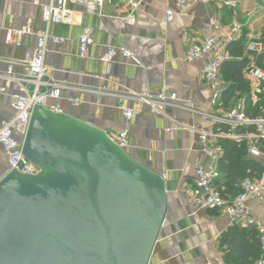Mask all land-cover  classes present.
<instances>
[{
  "label": "crops",
  "instance_id": "crops-1",
  "mask_svg": "<svg viewBox=\"0 0 264 264\" xmlns=\"http://www.w3.org/2000/svg\"><path fill=\"white\" fill-rule=\"evenodd\" d=\"M50 1L0 0V90L5 89V93L0 91V124L15 114L14 100L26 96L22 91L25 86L15 79L27 75L35 34L44 27L42 6ZM220 1L198 0L179 10L175 0H145L130 12L123 4L98 7L93 2L79 5L66 0L63 20L49 27L50 36L61 42L47 43V78L67 88L59 99H48L45 106L108 135L127 130L126 152L165 181L166 210L147 264H255L254 256L259 255L255 228L188 203L195 165L209 162L201 151L199 135L217 130L208 116L228 109L246 113L241 98L231 108L214 110L209 103L211 90L202 78L206 58L185 60L190 47L201 41L211 18L227 27L234 20L245 21L247 12L259 5V0H230L237 4L233 10L221 6ZM255 14L243 31L244 45L247 37L264 39V12ZM85 27L93 29V44L81 58L78 37ZM25 29L28 33L18 39L16 32ZM108 48H123L132 55L125 59L117 54L111 63L101 62ZM255 64L250 59L243 73L253 106L259 98H254L255 83L248 68ZM158 94H175L176 105L161 110L146 102ZM70 100L81 104L74 106ZM123 109L132 110L129 121L123 117ZM220 134L218 139L233 137ZM258 158L264 163L263 155ZM7 172V159L0 147V179ZM247 206L250 215L264 225V197L250 199Z\"/></svg>",
  "mask_w": 264,
  "mask_h": 264
},
{
  "label": "water",
  "instance_id": "water-1",
  "mask_svg": "<svg viewBox=\"0 0 264 264\" xmlns=\"http://www.w3.org/2000/svg\"><path fill=\"white\" fill-rule=\"evenodd\" d=\"M22 153L36 175L0 179V264H147L166 210L165 181L108 134L44 106Z\"/></svg>",
  "mask_w": 264,
  "mask_h": 264
},
{
  "label": "built area",
  "instance_id": "built-area-1",
  "mask_svg": "<svg viewBox=\"0 0 264 264\" xmlns=\"http://www.w3.org/2000/svg\"><path fill=\"white\" fill-rule=\"evenodd\" d=\"M79 5L87 2H93L98 7H102L105 3L123 4L130 12L137 10L145 0H75ZM179 10H185L198 0H175ZM66 0H51L48 4L42 6L41 22L43 29L38 31L36 36V46L34 48L33 57L27 66V75L19 81L24 87L22 90L26 93L23 98L14 100L13 108L15 114L7 121L0 124V147L3 149L7 163L8 171H17L25 175H36L39 169L29 162L22 153V137L29 125L31 111L35 106L46 107L48 99H59L62 89L67 87L60 83H55L47 78L45 68V56L47 52V43H59L61 40L51 37L49 27L53 24H59L65 14ZM220 5L230 9H237V4L230 0H221ZM256 12H264V0H259V5L255 11L247 12L245 21L234 20L227 27L215 19H210L204 27V34L201 41L190 47L186 53L185 60L194 62L196 60L206 58V63L202 69V78L204 83L211 90L210 106L215 110L222 109V95L226 88V83L221 77L222 65L231 59L228 46L242 39L243 31L248 25V20L254 16ZM171 18V13L167 14V19ZM72 21V17L70 18ZM28 30H20L16 32V36L20 39L27 34ZM93 29L85 27L78 37V52L81 58H84L89 46L93 44ZM11 32L6 35V41H10ZM20 47V42L16 44ZM245 50L252 56V60L256 62L261 59V65H252L248 68V76L255 83L254 98L258 99L264 96V39H254L247 37ZM117 54L127 59L131 57V53L123 48H108L100 61L111 63ZM255 58V59H254ZM11 77H9V80ZM5 93V89L0 90ZM177 96L170 94H158L146 99V102L154 108L166 109L176 105ZM74 106L81 103L77 100H70ZM55 112L56 109H51ZM123 117L129 121L133 112L130 109L122 110ZM217 125L228 126L231 129L236 128H253V133L246 134L242 137L248 140L264 141V109L260 108L258 117H251L242 110L228 109L219 115L208 116ZM220 130L213 132H201L199 135V143L201 151L209 162L205 165H195L194 184L188 199V203L200 210L213 209L221 216H226L232 220L240 221L244 226L253 227L256 230L260 255L255 264H264V225L260 224L254 217L250 215L247 203L252 198L264 197V171L260 178L244 179L240 183V192L233 197H224L217 188L215 182L219 179L218 160L221 150L216 146L218 137L221 135ZM227 137L231 135L226 134ZM111 142L120 149L126 150L128 147V131L123 130L115 135H108ZM237 138V136H233ZM249 153L253 157H260L261 153L255 146H251Z\"/></svg>",
  "mask_w": 264,
  "mask_h": 264
},
{
  "label": "trees",
  "instance_id": "trees-1",
  "mask_svg": "<svg viewBox=\"0 0 264 264\" xmlns=\"http://www.w3.org/2000/svg\"><path fill=\"white\" fill-rule=\"evenodd\" d=\"M244 46L242 39L228 46L231 59L224 63L221 68V77L226 83V88L222 95V105L225 109L231 108L234 106V102L241 98L245 102L244 106L247 115L258 117L260 108L264 109V96H260L258 102L254 106L252 105L248 94V83L243 75L252 56L245 52ZM260 58L256 60L257 65H261ZM215 129H219L231 136H237V138L231 137L217 140V147L221 150L217 164L220 179L215 184L224 197H233L240 192V183L244 179H257L262 175L264 171L263 160L251 156L249 150L251 146H255L261 155L264 156V141H251L242 137L253 133L252 127L231 129L228 126L216 125ZM258 257L254 256L253 260L256 261Z\"/></svg>",
  "mask_w": 264,
  "mask_h": 264
},
{
  "label": "rangeland",
  "instance_id": "rangeland-1",
  "mask_svg": "<svg viewBox=\"0 0 264 264\" xmlns=\"http://www.w3.org/2000/svg\"><path fill=\"white\" fill-rule=\"evenodd\" d=\"M257 14H259V15H262V14H261V12H256V14H255V15H257ZM254 17H255V16H254ZM237 108H239V109H240L239 105H237Z\"/></svg>",
  "mask_w": 264,
  "mask_h": 264
}]
</instances>
